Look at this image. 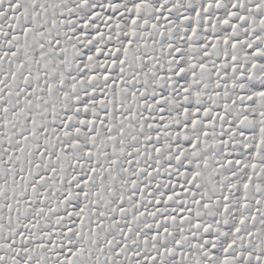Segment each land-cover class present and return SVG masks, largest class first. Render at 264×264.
I'll return each instance as SVG.
<instances>
[{
	"label": "snow or ice",
	"instance_id": "snow-or-ice-1",
	"mask_svg": "<svg viewBox=\"0 0 264 264\" xmlns=\"http://www.w3.org/2000/svg\"><path fill=\"white\" fill-rule=\"evenodd\" d=\"M0 264H264V0H0Z\"/></svg>",
	"mask_w": 264,
	"mask_h": 264
}]
</instances>
